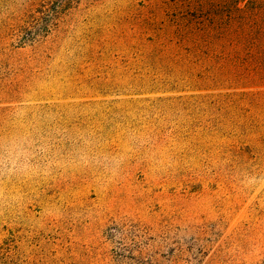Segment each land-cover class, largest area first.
Returning <instances> with one entry per match:
<instances>
[{
  "label": "rangeland",
  "instance_id": "obj_1",
  "mask_svg": "<svg viewBox=\"0 0 264 264\" xmlns=\"http://www.w3.org/2000/svg\"><path fill=\"white\" fill-rule=\"evenodd\" d=\"M196 1L0 0V264H264V8Z\"/></svg>",
  "mask_w": 264,
  "mask_h": 264
},
{
  "label": "trees",
  "instance_id": "obj_2",
  "mask_svg": "<svg viewBox=\"0 0 264 264\" xmlns=\"http://www.w3.org/2000/svg\"><path fill=\"white\" fill-rule=\"evenodd\" d=\"M219 3L221 4L220 0H218ZM240 0H232V1H228L227 3H229V7L231 10H229V13L225 16V18H223V16L220 17H211V25H205L204 28H199L200 29V40H203L205 42H208L210 40V42H216L219 41L221 38V36H225V34L223 32H221V25L224 24V22H222L223 20L230 21L231 23L237 22L238 20H240V15L243 14L245 12V10L247 9H255L257 7H261L264 8V1L255 3V0H247L246 2V6L242 7L240 4ZM198 10H208V9H212L216 7L215 5V0H197L196 1ZM224 5V4H223ZM218 8V7H217ZM212 9V10H214ZM258 9V8H257ZM219 16V14H218ZM204 19V18H202ZM224 28V27H222ZM196 30H194V34L197 35ZM237 31L236 28H234V33ZM251 35H255L256 37H258L259 40H261V43L264 45V26H256L253 27L251 30ZM237 36H238V31H237ZM213 38V39H211ZM209 39V40H208Z\"/></svg>",
  "mask_w": 264,
  "mask_h": 264
}]
</instances>
